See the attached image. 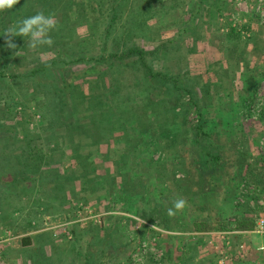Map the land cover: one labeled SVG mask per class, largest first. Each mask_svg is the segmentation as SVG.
Wrapping results in <instances>:
<instances>
[{
  "label": "rangeland",
  "instance_id": "rangeland-1",
  "mask_svg": "<svg viewBox=\"0 0 264 264\" xmlns=\"http://www.w3.org/2000/svg\"><path fill=\"white\" fill-rule=\"evenodd\" d=\"M47 1L33 3L31 16L43 12L60 22L64 12L58 3L62 0ZM118 1L123 7L114 29L108 9L112 5L93 8L82 18L85 27L78 30L83 37L91 35L84 48L76 45L73 54L70 43L57 47L70 37L62 26L50 35L52 47L22 52L20 57L26 59L9 65L8 73L24 76L46 64L33 77L44 85L35 94L52 100L50 89L59 85L60 70L69 66L65 62L79 58L70 69L84 70L95 60H109L112 53L136 46L155 53L147 58L149 66L171 79L149 80L145 68L130 59L127 66L113 68L106 95L97 96L92 79L73 81L87 96L86 105L91 107L87 112L92 117L99 112L94 104L106 96L115 120L122 107L125 112L128 108L137 112L123 117L125 125L111 126L107 115L89 121L90 129L98 128V123L102 125L99 130L105 129L103 134L97 132L103 139L100 144L88 142L84 132H66L50 122L56 112L71 114L70 105L61 107V100L72 104L76 99L69 89L59 101L56 97L54 103L47 100L40 107L25 99L22 87L0 81L5 102L0 107V139L5 147H0V242H5L0 244V264H32L30 259L38 264L35 256L41 244L54 247L59 242L66 256L76 244L73 247L84 253L93 239L95 264H130L139 240L154 234L140 227L135 217L159 229L166 224L180 233L160 235L157 247L164 257L159 262L147 258L143 264L170 263L172 248L177 250L175 258L185 253L186 264H250L252 260L264 264L256 252L253 259L251 255L242 260L232 236H218L252 230L238 229L236 224L254 223L255 215L262 213L253 203L264 201V0ZM50 3L56 6L51 9ZM191 21L196 33L181 34ZM230 28L237 30L234 36ZM161 45L166 48L158 52ZM98 67L107 68L104 62ZM253 96L256 100L250 104L247 100ZM136 115L141 117L140 126ZM31 151L38 161L33 168L27 164ZM206 153L221 158L210 163L213 170L206 166L211 161ZM10 156L13 162L21 158L17 161L26 164L29 173H17L24 169L22 165L6 175ZM8 181L19 185L9 186ZM178 197L187 206L169 217L167 208ZM224 223L231 224V229H222ZM197 224L215 230L196 232ZM188 233L193 236L188 241L191 246L185 240L174 247L167 241ZM32 235L36 244L23 247L22 238ZM253 239L256 250L261 238L254 235ZM99 255L104 256L97 262Z\"/></svg>",
  "mask_w": 264,
  "mask_h": 264
},
{
  "label": "trees",
  "instance_id": "trees-1",
  "mask_svg": "<svg viewBox=\"0 0 264 264\" xmlns=\"http://www.w3.org/2000/svg\"><path fill=\"white\" fill-rule=\"evenodd\" d=\"M60 1V0H59ZM47 0H20V3L16 5V10L15 8L9 10L8 12H0V81H6V80H10L11 83L15 86H20L22 87L21 89V94L23 93L25 96V99L30 102L33 103L35 102V105L43 107L46 105L47 100L49 102L54 103L55 98L57 97V100H60V95L65 94V90L69 89L72 96L75 97V101L72 104L68 103V100H61V107L62 109H65L64 107H67L70 105L71 109V114L69 115V117H67L63 112L59 113L56 112L55 113V117H52V120H50V122L53 121V126L54 125H60L62 127H64L65 131L67 132H75V134L77 133L78 135H82L84 133L87 134V139L89 140L88 142H90L91 140H93L95 143L100 144L102 142L103 139H101V137L98 136V130L99 127L102 126L99 123L97 124L98 128H95L94 125V129H90L89 125L87 126V123L89 121H96L98 120V117H103L104 115L108 116V123L113 126L114 124L119 123L120 125H125L124 124V119L123 117L129 116V115H135V113H137L135 110H130L129 108L127 109L128 112H125V110L120 108L118 109L119 114L116 117V120L114 119V116L111 112L112 105L111 103L108 101L107 96L105 97L104 100H100L97 102V105L94 104L93 109L98 110L99 112H95L94 115H96L95 117H92V114H89L87 112V110H91V107L86 105V101H87V96L84 94V92H82L80 89L74 87V83L73 81H79V80H83L85 82H87L89 79L94 80L92 82L95 83L93 84L92 87H94L96 89V91L98 92V97H100L101 95L106 93H109L108 90V82L110 81L109 77L110 74H113V68L114 67H122L124 64H126V66L130 63V61H126V60H136L134 63L139 62L146 70V75L148 77V79H159V78H163L165 80L170 81L171 78L167 77L165 74L162 73H155L152 68L149 66L148 62H147V58L150 56H153V52L150 51H146L140 47H130V48H125V50H123L122 52H115L112 53L110 55V58L108 60L103 58L101 60H95V64H92L91 66H85L86 68L84 70H79L76 71L77 69H70L71 65H75L79 63V58H74L71 59V62H65L66 65H69L67 68H63L61 69V73L60 76L57 77L58 81H59V85H52V88L50 89V96L52 95V97L54 99L50 100V98H41L39 99L38 97H36L35 92H37V90L41 89L44 85L41 86L40 81H34L35 78H33L34 76H37L38 73L43 72V70L46 69V64H42L40 68H34L30 74H25L24 76H21L19 74H12L8 73V69H10L11 64H17L18 62H21L23 60H25L26 58H22L20 57V54L22 52L28 51L29 47L27 46V38H23V37H14L13 38V42L16 44V48L15 49H9L6 44H5V37L3 36L5 30L11 26L14 25L18 20L25 18V17H30L31 16V5L33 3H37V4H43V3H47ZM48 4V3H47ZM108 5L111 6V8L108 7L109 10V14H110V18H111V29H114L115 27V23L117 24L118 20H119V15L121 14V10L123 7V3H121L118 0H110L109 2L105 3L104 0L101 1H96L95 2H90V3H85L81 0L76 1V0H62L61 2L58 3V5H60L63 8V18L60 22H58L57 24V28L55 30H53L52 32H55L58 30L59 27L62 28V26H64V28H62V30L66 31L68 30L69 32V39L65 40L64 42H62L61 44H59L57 47H62L63 43H70L71 48H69V50L71 52H75V50H77L76 45H78V47L80 48H84L83 44L85 43L86 40H89L88 37L91 36L90 33L88 34L87 37H83L80 33H79V28L81 27H85V22H84V18L86 16L87 11L89 10H93V8H98L100 9L102 7V5ZM56 6V3H50V5H48V7H50L51 9H53ZM201 6V5H200ZM202 8V7H200ZM50 9V10H51ZM111 12V13H110ZM34 14V13H33ZM67 16V17H66ZM65 18V21H63V19ZM86 19V18H85ZM167 22V21H166ZM190 25H186L184 28H181L180 33L184 34H190V35H194L196 33L195 29L192 28V21L189 22ZM87 28V27H86ZM88 32L90 30V28H87ZM236 29L234 28H230V32L231 35L234 36V33H236ZM52 32L50 33V35L52 34ZM59 32V31H58ZM127 37H131V35L129 34L128 36H126V39L123 40V44L124 41L127 40ZM75 42V43H74ZM74 43V44H73ZM72 46L74 47V50L72 51ZM92 48L91 46L88 47ZM164 48H166L165 46L161 45L158 49L159 51L164 50ZM68 50V51H69ZM58 54L61 55V51H57ZM157 53V52H156ZM99 62H104L106 63V67L105 69H99L98 64ZM55 63V62H54ZM89 64V63H88ZM69 78L71 80H69ZM33 80V81H32ZM7 83V82H6ZM61 83V84H60ZM110 83V82H109ZM36 84V85H34ZM88 84V83H87ZM91 83L89 84V88L92 85ZM60 86V87H59ZM19 90V89H18ZM91 90V89H90ZM92 92V91H91ZM95 93V91H94ZM256 100V97H252L251 100H247L250 101L251 103H254ZM93 101V99H92ZM94 102V101H93ZM3 102V98H1V87H0V107L4 106ZM84 103V106H83ZM83 106L82 109L77 110L78 106ZM247 108L249 109V105H246ZM6 107H9L8 104ZM172 109L171 108H168ZM1 110V108H0ZM94 110V111H95ZM139 111V110H137ZM87 112V113H86ZM123 112H125V114H123ZM133 112V113H132ZM77 113L79 115H77ZM101 115V116H99ZM166 115H168L166 113ZM138 120V124L140 126L139 120L141 117H139V115L135 116ZM47 117H45L43 115V119L48 122V120L46 119ZM73 118L74 120L69 121L68 119ZM143 118V116H142ZM173 118V117H171ZM175 118V117H174ZM129 119V118H128ZM158 119V117H157ZM43 120V121H44ZM45 123V122H44ZM94 123V122H91ZM47 125V123H45V126ZM49 125V124H48ZM202 125H204L203 123H201L200 126H198V130L202 131ZM0 127H2V125H0ZM44 127V126H43ZM106 127V126H105ZM3 128V127H2ZM103 130H105L104 128L102 130H99L101 132V134H103ZM84 132V133H82ZM106 133H104L105 135ZM2 140L0 139V147L3 145ZM99 146V145H98ZM101 146V145H100ZM1 148H5V147H1ZM2 150V149H0ZM207 158H209V160L211 161H207L206 166L208 167L209 170H213L214 166H209L211 162H214V164H216L217 162H219L221 160L220 156H214L212 154H207L206 153ZM11 157V156H10ZM16 157V156H15ZM29 157H32L31 159ZM29 157H28V165L35 167L38 163L37 160L34 159L33 156V151L29 152ZM21 158H16V161H12L14 160L12 157L10 158V162L11 164H6L9 170L7 171L6 175L9 176V174H13V171H18L17 167H22V165H24V169L20 172L17 173H27L29 171L28 168H25L26 164L20 163L18 161H20ZM43 159V158H42ZM18 160V161H17ZM40 161V159H39ZM41 163V162H40ZM6 169V168H4ZM2 172V171H1ZM29 173V172H28ZM58 177V176H56ZM60 177V176H59ZM62 178V177H60ZM23 179L27 178L26 176L23 177ZM15 181H18V179H16ZM6 184H8L9 186L15 185V187L17 188L19 184H15L14 181H8L6 182ZM258 209L261 210V208L258 207ZM262 211V210H261ZM251 213V212H250ZM251 218V217H250ZM151 221L152 220H148ZM162 229L164 230H169L172 232H176L178 230H176L175 228H170L169 226H167L166 224H162L159 225ZM236 226L238 227V229H252L254 227V223L253 221L249 222H245V221H241L238 224H236ZM231 224H225L222 227V229H231ZM215 230L214 227L207 225V224H197L196 227L194 228V231L196 232H205V231H213ZM183 231V230H180ZM179 232V231H178ZM156 233V232H153ZM33 238L32 236H27L22 238V244L23 247H30L31 245H33Z\"/></svg>",
  "mask_w": 264,
  "mask_h": 264
},
{
  "label": "clouds",
  "instance_id": "clouds-1",
  "mask_svg": "<svg viewBox=\"0 0 264 264\" xmlns=\"http://www.w3.org/2000/svg\"><path fill=\"white\" fill-rule=\"evenodd\" d=\"M19 3L20 0H0V12H8ZM57 24L58 21L54 15H45L43 12H38L33 16L22 18L5 30L3 34L5 37V44L9 49H15L16 44L13 42V38L23 37L27 38V46L32 50H36L43 46L50 48L54 44V40L51 38L50 33L57 28ZM186 206L187 201L184 198H175L172 200V207L167 208V215L169 217H175L177 213L182 212ZM135 219L138 223H144L140 217H135ZM254 234L264 236V221L259 222Z\"/></svg>",
  "mask_w": 264,
  "mask_h": 264
},
{
  "label": "built area",
  "instance_id": "built-area-1",
  "mask_svg": "<svg viewBox=\"0 0 264 264\" xmlns=\"http://www.w3.org/2000/svg\"><path fill=\"white\" fill-rule=\"evenodd\" d=\"M253 205H257L259 208H261L262 213L255 215L254 228L252 230H234L226 233H221L218 235L219 238L220 236H222L223 238L227 236H234V238L237 237L241 238V241L238 243L237 248H238V256H240L242 260H245V258L251 256L252 253L254 252H256L261 257V260H264V250H261L264 249V236H259L261 238V244L259 245V247L256 248V250L253 249L254 245L251 244L253 241L252 238L255 235L254 232L257 229L259 222L264 221V201L258 200L255 203H253ZM142 226L145 227V229L148 228L149 231L151 230L152 232H156V233L151 235L153 236L151 238L148 239L143 238L139 240L137 244V248L131 256L130 264H143V261L146 260L147 258L152 259L155 262L161 261V259L164 257V252L157 247V240H159V236L176 234L173 232H166L162 229L157 228L153 224H149L145 221L143 224L140 223V227ZM8 234L10 235V231L8 232ZM3 243L5 242H0V244ZM227 244H229V242H227ZM225 259H227V257ZM222 263L223 262H221V264Z\"/></svg>",
  "mask_w": 264,
  "mask_h": 264
},
{
  "label": "crops",
  "instance_id": "crops-1",
  "mask_svg": "<svg viewBox=\"0 0 264 264\" xmlns=\"http://www.w3.org/2000/svg\"><path fill=\"white\" fill-rule=\"evenodd\" d=\"M173 233H175V232H173ZM178 234H180V233L176 232L175 236L178 235ZM183 235H184V238L183 237H179V238L175 237V238H170V239L168 238L167 241L168 242L172 241V242H169V244L173 243L172 244L173 247H174V245L175 246H179L181 243H177V242L178 241L179 242L180 241L183 242L184 240L187 241V243H186L187 246H191L188 241H191L190 238H193L192 233L183 234ZM32 238L34 240L33 241V245H31L30 247H26V248H31L32 246H34L35 239H34L33 235H32ZM232 238H233V240L236 241V242L235 241L234 242L237 243V245L239 243L238 240L241 241L240 237L234 238V236H232ZM57 243H59V242H57ZM57 243L54 245V247L53 246H48V245H43V244L38 246V253H36L37 256L34 255L35 259L37 261H39L38 264H95V261H94L95 260V256H94L95 251L94 250L96 248L95 247L96 244L94 243V239H93L92 243L88 242V244H87L88 245V249H87L86 252H84L85 255H83L84 253L79 252V249L77 251V248L73 247L76 244H73L72 249H71V253L69 254L70 256L69 255L68 256L63 255L62 251H61L62 245L60 246L59 245L60 243L59 244H57ZM35 244H36V242H35ZM251 244L254 245V239H253ZM175 251H177V250L174 249V248L171 249L170 252L173 253V256H172L173 260H170V263H168V264H186L185 262L183 263V261H185L184 260L185 258L183 257L185 253L184 252L182 254L178 253L179 255H177L176 258H175V256H174V254L176 253ZM102 256H104V255L96 256V261L98 262V260ZM252 257H253V255L251 256V259H253ZM252 261L253 262H250V264L251 263L254 264L255 261L254 260H252ZM31 262H32V264L34 263L33 259H30V263Z\"/></svg>",
  "mask_w": 264,
  "mask_h": 264
}]
</instances>
